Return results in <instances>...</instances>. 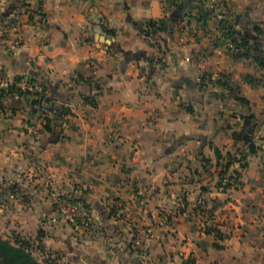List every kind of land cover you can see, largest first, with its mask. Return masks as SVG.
<instances>
[{
  "label": "crops",
  "instance_id": "obj_1",
  "mask_svg": "<svg viewBox=\"0 0 264 264\" xmlns=\"http://www.w3.org/2000/svg\"><path fill=\"white\" fill-rule=\"evenodd\" d=\"M198 1L0 0V75L38 82L49 100L39 110L0 87L2 238L56 264H264V0L215 9L234 30L245 11L235 31L255 44L249 57L218 45L216 15L192 22ZM184 23L213 26L214 42ZM56 199L84 205L90 226Z\"/></svg>",
  "mask_w": 264,
  "mask_h": 264
},
{
  "label": "rangeland",
  "instance_id": "obj_2",
  "mask_svg": "<svg viewBox=\"0 0 264 264\" xmlns=\"http://www.w3.org/2000/svg\"><path fill=\"white\" fill-rule=\"evenodd\" d=\"M221 4H223L221 0H217L215 2H213L211 0H202V1L200 0V1H198V4H197L198 8H196V10H194L193 12H190V14H188V17L192 20V22L195 21V20H198V19H201L198 22H202V21L204 22L206 20H210L211 18H213L215 16L214 9H218L221 6ZM211 5H213V8H209L208 7V6H211ZM244 12L245 11L243 10L241 12V14L238 15L236 20H235L237 23H239V25L237 27H235V30L239 31L241 34H243V32H244V29H243L244 21H245ZM216 14H217V17L220 16V18H216V22L218 24V28L217 27L216 28H217V30L218 29L221 30L219 35L221 36L222 32H224V35H227V37H228L230 42L233 39H238L240 36H238L239 33H236V31L234 30V24H233L234 20H233V18H229L228 16L225 15V13H223V12H221L219 10L216 12ZM186 24L187 23H184V24L178 26L177 31L178 32H183L187 28V32L188 33H185L184 35L191 36L193 38V40L199 45H203V44L207 43V40H209V39L212 40V42H209V43H213L214 42L215 30L212 29L213 26H208V25H206V23H204L202 26L198 25V24H195L194 26L192 25V27H190V26H188ZM248 26L251 27L250 21L248 23ZM199 27H203V30L205 31V33L211 34L209 36V39H208V37H205L206 40L205 39L203 40L202 34L198 33L199 32ZM215 37H216L215 41L218 42V45L220 47H224L225 50H227L228 48H226L227 46L225 44L226 43L225 40L220 38V37H218L216 34H215ZM261 38H262V40H264V35L261 36ZM153 43H154V44H152L153 47H157L158 46V50H162L161 49L162 48V41H159V40L155 41L154 40ZM148 53L152 54V52H148ZM254 54L257 55L258 53L255 52ZM258 56H260V55L258 54ZM151 57H154V56L151 55ZM154 59H155V57H154ZM160 61H161V58L160 59L156 58L153 62H155L156 64H161ZM160 66L162 67V65H160ZM140 68L141 69L139 71V77L140 78L144 77V78H147V80H148V78H149L148 76H150L151 74H149L147 66L144 63L140 62ZM260 69H261V71L263 73L262 78H264L263 68L260 67ZM204 77H205V75H204ZM210 100L214 101V99L213 98L211 99V97H210ZM210 138H213V137L210 136ZM168 182L172 183L171 180H169ZM176 183H178V181L173 180L172 184H176ZM89 226H90V224L87 227H89ZM31 250H32V254H33L34 258H36L38 261H40L42 263L46 262L47 264H56L55 261L57 259V256H56L55 253H52V252H49V251H44V253L41 254L39 252L37 253L32 248H31Z\"/></svg>",
  "mask_w": 264,
  "mask_h": 264
},
{
  "label": "trees",
  "instance_id": "obj_3",
  "mask_svg": "<svg viewBox=\"0 0 264 264\" xmlns=\"http://www.w3.org/2000/svg\"><path fill=\"white\" fill-rule=\"evenodd\" d=\"M201 19H198L200 21ZM150 28H155L151 23L148 25ZM157 30L161 31L162 28H156ZM255 32L258 36H261L264 34V30L261 27H256ZM106 34L113 37L114 36V31L113 30H107L106 29ZM234 45V50L240 49L242 47H248L243 54V56L249 57L251 54L252 48L255 47L254 43H250V40L248 37H243L240 36L238 39H233L231 41ZM219 81L217 80L216 83L220 84L221 86H224L228 90L236 89L237 87H232V85H229V82L227 81V78L224 74L219 75ZM18 80V79H17ZM225 80V81H224ZM222 81V83H220ZM13 89H9V92H12ZM45 91V89H44ZM224 97V96H222ZM230 98H232L233 101L236 103L242 104V105H248V101L241 96H238L236 94L230 95ZM49 102L48 99L45 98L44 94H41V96L37 99L32 101L33 106H37V109H41L42 106L40 105V102ZM66 110L62 109V114H65ZM44 120L46 123H49L50 120L45 117ZM241 135H237L236 137L239 139L241 138V141L244 142H249L248 141V136H243L240 137ZM213 153L216 157V159L221 158V154L218 148H213ZM230 163L227 164V168L229 167ZM224 173L220 174L223 175ZM221 179H224L222 176L220 177V182ZM221 183H218V186H220ZM226 186V185H225ZM83 209H85L84 205H82ZM0 264H47L46 262H40L36 258H34L32 254L31 247L28 243H25L24 241H10L9 239H4L0 236Z\"/></svg>",
  "mask_w": 264,
  "mask_h": 264
},
{
  "label": "built area",
  "instance_id": "obj_4",
  "mask_svg": "<svg viewBox=\"0 0 264 264\" xmlns=\"http://www.w3.org/2000/svg\"><path fill=\"white\" fill-rule=\"evenodd\" d=\"M212 1L215 2L217 0ZM208 7L213 8V5ZM214 12L217 16V11L215 9ZM217 18H220V16ZM221 38L225 40V44L227 46L226 48L234 50L233 43L229 41L227 35H224V32H222ZM0 87L4 89L13 88L16 92L32 96L35 99H38L41 94L45 93L43 85L33 81L28 77L15 80L7 79L0 75ZM138 194L142 195L143 191L139 190ZM55 204L57 211L68 220H71L72 222H79L82 227H87L89 225V219L87 218L81 203L73 200L56 199Z\"/></svg>",
  "mask_w": 264,
  "mask_h": 264
},
{
  "label": "water",
  "instance_id": "obj_5",
  "mask_svg": "<svg viewBox=\"0 0 264 264\" xmlns=\"http://www.w3.org/2000/svg\"><path fill=\"white\" fill-rule=\"evenodd\" d=\"M138 30L141 33H144V31L141 27H139ZM146 34L148 35L149 33L146 32ZM125 55H126V60H128V61H130L131 59H135V60L141 59V60L146 62V55L143 52H136V53L126 52ZM259 63L264 65V61L262 59L259 60Z\"/></svg>",
  "mask_w": 264,
  "mask_h": 264
}]
</instances>
